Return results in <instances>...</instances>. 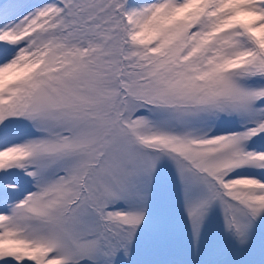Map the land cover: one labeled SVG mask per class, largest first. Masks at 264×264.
Wrapping results in <instances>:
<instances>
[{
    "label": "snow or ice",
    "instance_id": "1",
    "mask_svg": "<svg viewBox=\"0 0 264 264\" xmlns=\"http://www.w3.org/2000/svg\"><path fill=\"white\" fill-rule=\"evenodd\" d=\"M0 264H264V0H0Z\"/></svg>",
    "mask_w": 264,
    "mask_h": 264
}]
</instances>
